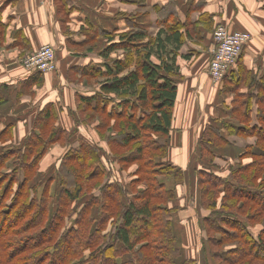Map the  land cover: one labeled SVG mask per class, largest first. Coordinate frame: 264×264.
<instances>
[{
  "label": "trees",
  "instance_id": "16d2710c",
  "mask_svg": "<svg viewBox=\"0 0 264 264\" xmlns=\"http://www.w3.org/2000/svg\"><path fill=\"white\" fill-rule=\"evenodd\" d=\"M124 1L139 5L143 17L175 5ZM123 16L126 32L101 31L93 23L86 31V43L103 40V62L80 68L82 77L102 81L97 90L77 96V122L90 125L93 137L71 134L53 102L45 103L22 146L15 136L21 120L9 121L0 132V264L191 263L185 261L172 221L170 203L176 192L161 177L184 179L182 170L167 159L175 130L178 58L197 30L189 20L183 23L169 14L158 23L157 35L150 36L144 26L130 25L137 18ZM61 21L67 22L65 17ZM115 50L124 52L115 58ZM43 75L38 72L28 82ZM228 88L233 93L230 116L205 126L196 152L203 162L215 165L233 147L231 136L256 141L242 149L240 163L229 167L228 178L209 170L196 172L200 205L207 213L200 225L214 264H264V83L255 85L257 93ZM57 144L64 153L52 166L68 164L71 185L63 179L58 208L51 192L55 177L42 175L48 183L41 195L35 183L42 160ZM109 150L114 155L109 161L115 164L107 179L103 165L109 164ZM129 170V183H121L120 171ZM80 199L84 206L68 228L70 208Z\"/></svg>",
  "mask_w": 264,
  "mask_h": 264
},
{
  "label": "crops",
  "instance_id": "0c3cea01",
  "mask_svg": "<svg viewBox=\"0 0 264 264\" xmlns=\"http://www.w3.org/2000/svg\"><path fill=\"white\" fill-rule=\"evenodd\" d=\"M170 1L175 4L170 6H173L172 13L152 12L143 17L139 15V5L124 0H0V114L3 119L21 120L17 129L29 132L45 103L53 102L59 111L60 123L65 120V124H61L71 134L92 132L79 125L76 110L77 96L97 90L102 81L82 77L80 73V68L88 64L103 62L99 53L103 46L101 37L86 43L89 24L93 23L101 31L120 34L129 30L123 16L127 14L137 18L134 23L130 22L132 27L142 25L150 36H156L160 30L158 23L169 14H175L183 23L187 20L194 23L197 31L186 39L178 58L180 76L177 77L175 127L181 131L172 150L177 147L181 151L196 150L208 123L229 118L233 93L228 86L238 87L240 93H257L255 85L264 83V0H149L148 4L165 6ZM61 17L67 21L64 25ZM218 25L231 31L248 32L252 40L238 65L225 80L215 85L208 69L215 46L213 31ZM132 27L130 30H134ZM46 44L60 51L58 73H46L42 80L28 82L34 74H28L23 60ZM123 52L115 50L111 55L116 58ZM249 82L253 84L250 86ZM16 103V108L10 107ZM256 111L257 106H254V122ZM229 141L244 149L256 139L231 136ZM62 147L57 144L52 150L59 152ZM100 147L107 151L102 144ZM52 150L51 154H55ZM56 159L47 155L42 168Z\"/></svg>",
  "mask_w": 264,
  "mask_h": 264
},
{
  "label": "rangeland",
  "instance_id": "374dc122",
  "mask_svg": "<svg viewBox=\"0 0 264 264\" xmlns=\"http://www.w3.org/2000/svg\"><path fill=\"white\" fill-rule=\"evenodd\" d=\"M173 5V4H172ZM173 7V6H172ZM172 7L169 6L168 11H173ZM146 8V7H145ZM220 26V25H218ZM216 26L215 29L218 27ZM215 29L213 33L215 32ZM248 33V32H247ZM250 34V33H249ZM251 35V34H250ZM252 40V35L251 39ZM50 45V44H46ZM44 46V45H43ZM214 48V47H213ZM55 49V48H54ZM56 51V49H55ZM60 51H56V62H57V68L59 69L58 66V55ZM58 71V70H57ZM54 72L53 74H56L58 72ZM76 79V78H75ZM96 80V79H94ZM1 115V114H0ZM9 121H6L3 119V115L0 117V132L2 131L1 128L4 127L6 123ZM19 123V122H18ZM61 123L65 124V120H62ZM84 126L88 129L92 130V127L90 125L84 124ZM182 129V128H181ZM179 130V131H176ZM180 128L175 127L174 133H172V137L170 138V150H169V156L167 161L171 162L174 164L176 167L180 168L183 172L184 179L180 182H177L172 176L170 177H161L162 182L166 184L167 187H171L174 189L176 192V199L174 202L170 203V208L174 209L173 210V216H172V221L173 224L175 225V232L179 236L180 240V248L183 252V255L185 257V261L191 262L189 264H214L211 260V257L208 255V249L206 245V234L204 232V228L200 225V222L202 219L207 215V213L202 209L200 205V189L197 186V174L196 172L200 170H209L218 175L219 177L223 178H228L230 173H229V167L231 165H238L240 163L239 155L242 152V148L237 147L235 142H231L233 144V149H229L228 151L224 152V156L222 158L215 160V165L213 163H208L207 161H202L200 158L199 152H196L197 150L193 151H181L177 150L179 147L176 148V150H172V147L175 149V140H179V135H180ZM79 135L81 136V131L78 132ZM30 134L29 132H24L22 129H17V132H15L16 140L18 145H23L24 141L27 139L28 135ZM90 134L91 137H93V131L90 132L86 130V135ZM77 137V135H76ZM180 142V141H179ZM236 144V145H235ZM1 145V144H0ZM98 148L102 149L100 147V144H97ZM106 145V143H105ZM107 147V146H106ZM53 148V147H52ZM52 148L48 152V156L51 155L53 158L59 159L64 152H62V149L57 152L58 150H52ZM1 149V146H0ZM197 149V148H196ZM51 150L55 154H51ZM103 150V149H102ZM101 153H105L102 151ZM46 155V156H47ZM45 156V157H46ZM44 157V159H45ZM110 157L114 158L113 153H111V150L106 152V160L109 161ZM43 159V160H44ZM42 160V162H43ZM103 160L104 157H103ZM105 160V161H106ZM113 161V160H112ZM109 161L110 163H113L112 165H109L106 167L105 164L104 170L107 171L108 177L113 174V169L111 166L115 164V162ZM250 160H246L248 162ZM41 162V164H42ZM245 160L243 161V163ZM52 164L46 168H42L39 172V177L35 181L41 187L40 190V195L43 193V189L45 185H47L48 181L44 180V177L42 175L44 174L45 176H54L55 180L53 181L52 184V197H53V202H56V207L58 208V202H57V196L63 192V186H61V183H67L68 186L71 187V185L68 182V179L70 180V177L68 174H66L67 171V165L66 164L64 167L63 165L59 166H52L55 161L51 162ZM106 163V162H105ZM117 165V163H116ZM211 166V167H210ZM13 168V167H12ZM10 168V170L12 169ZM49 168V169H48ZM136 167L131 168V172L135 171ZM110 172H109V171ZM129 172L127 171H120V174L114 175L115 177L117 176L120 180L121 183H129ZM19 177V175H18ZM22 180V176L20 175V181ZM129 180V181H128ZM47 181V182H46ZM111 182V181H109ZM33 186L36 184H32ZM92 192V191H91ZM57 194V195H56ZM63 194V193H62ZM84 206V201L79 200L78 202H75L72 205L71 210V215H70V221L67 224V227L70 228L74 225L75 219L77 217V213L82 209ZM73 210V211H72ZM259 229V228H257ZM208 256H207V255Z\"/></svg>",
  "mask_w": 264,
  "mask_h": 264
},
{
  "label": "built area",
  "instance_id": "2783aa9c",
  "mask_svg": "<svg viewBox=\"0 0 264 264\" xmlns=\"http://www.w3.org/2000/svg\"><path fill=\"white\" fill-rule=\"evenodd\" d=\"M251 35L243 31H231L226 26H218L214 32V48L209 65V75L213 84H220L238 65ZM29 75L54 73L58 70L56 51L52 45L42 46L35 54L23 60Z\"/></svg>",
  "mask_w": 264,
  "mask_h": 264
}]
</instances>
